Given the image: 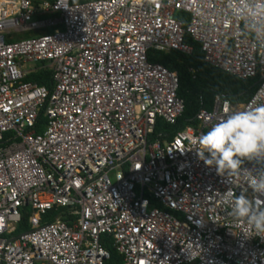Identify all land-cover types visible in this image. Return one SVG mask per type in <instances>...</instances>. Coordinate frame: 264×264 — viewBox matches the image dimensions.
<instances>
[{
    "label": "built area",
    "instance_id": "2783aa9c",
    "mask_svg": "<svg viewBox=\"0 0 264 264\" xmlns=\"http://www.w3.org/2000/svg\"><path fill=\"white\" fill-rule=\"evenodd\" d=\"M241 2L0 0V264H105L102 238L122 264H264V232L229 216L215 193L230 185L193 141L225 108L264 104V36L233 14ZM185 36L256 89L235 105L215 95L185 128L151 140L184 102L177 73L147 53L190 54ZM38 66L51 92L24 82Z\"/></svg>",
    "mask_w": 264,
    "mask_h": 264
},
{
    "label": "clouds",
    "instance_id": "9594fccd",
    "mask_svg": "<svg viewBox=\"0 0 264 264\" xmlns=\"http://www.w3.org/2000/svg\"><path fill=\"white\" fill-rule=\"evenodd\" d=\"M232 11L238 18L247 16L251 30L264 36V0H242ZM224 112L193 138L196 157L230 185L223 193H215L216 199L227 205L229 216L259 234L264 232V170L253 173L243 165L256 163L264 168V104L225 108ZM237 188L239 194L235 193Z\"/></svg>",
    "mask_w": 264,
    "mask_h": 264
},
{
    "label": "trees",
    "instance_id": "16d2710c",
    "mask_svg": "<svg viewBox=\"0 0 264 264\" xmlns=\"http://www.w3.org/2000/svg\"><path fill=\"white\" fill-rule=\"evenodd\" d=\"M88 1L92 0H70V3H84ZM48 16L52 18L56 15ZM175 17L176 19H180L182 16L180 13H177ZM58 28L61 29V27ZM47 31L50 32V30ZM184 42L192 47L190 54H183L177 51L165 53L153 50L147 53L149 62L160 64L167 70L177 73V95L184 102V111L182 117L178 119L177 124L170 126L158 121L155 133L150 138L151 140H154L160 133L168 134L171 137L185 128V126L194 121L199 110L211 107L215 95H220L235 105L248 100L256 89V80H239L205 63L199 45L194 43L189 36H185ZM190 70H194V78ZM24 82L35 83L38 86L45 87L50 92L53 87L52 73L46 68H37L24 78ZM45 122L46 119L40 114L36 128L37 133L41 132V128ZM59 212L60 210L50 212L47 219L51 220ZM30 214L29 209L23 211L21 222L16 229L17 234L27 229V218ZM101 242L109 253V259L105 264H122L121 255L111 247L109 241L102 238Z\"/></svg>",
    "mask_w": 264,
    "mask_h": 264
},
{
    "label": "rangeland",
    "instance_id": "374dc122",
    "mask_svg": "<svg viewBox=\"0 0 264 264\" xmlns=\"http://www.w3.org/2000/svg\"><path fill=\"white\" fill-rule=\"evenodd\" d=\"M28 36H29V35H24L22 38L20 37L21 39H18V40H23V38H28ZM32 67L34 68L35 65H34V64H28V68H32ZM36 68H37V67H36ZM111 179H112V176H111ZM15 234H17V233H15Z\"/></svg>",
    "mask_w": 264,
    "mask_h": 264
},
{
    "label": "crops",
    "instance_id": "0c3cea01",
    "mask_svg": "<svg viewBox=\"0 0 264 264\" xmlns=\"http://www.w3.org/2000/svg\"><path fill=\"white\" fill-rule=\"evenodd\" d=\"M37 68H41V67H40V66H38ZM37 68H36V69H37ZM36 69H35V70H36ZM48 70H49V69H48ZM31 83H32V82H31Z\"/></svg>",
    "mask_w": 264,
    "mask_h": 264
}]
</instances>
